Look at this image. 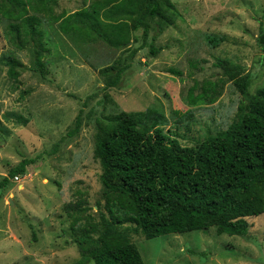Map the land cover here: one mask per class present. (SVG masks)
<instances>
[{"label":"rangeland","instance_id":"1","mask_svg":"<svg viewBox=\"0 0 264 264\" xmlns=\"http://www.w3.org/2000/svg\"><path fill=\"white\" fill-rule=\"evenodd\" d=\"M0 1L16 12L22 8L9 0ZM93 1L33 0L39 9L30 8L28 15L39 19L36 24L50 49L42 51L48 61L45 76L34 70L41 45L22 33L26 42L21 48L16 35L9 32L11 20L2 15L0 264H74L80 258L73 217L65 205L76 202L82 193L89 207L86 213L99 219L96 203L103 193L102 166L94 154L98 117L156 107L168 119L165 130L178 133L182 145L196 146L228 127L242 98L227 81L214 103H188V90L195 80L219 79L223 70L216 64L218 58H229L253 73L252 94L264 85V48L259 43L264 0H172L178 18L154 40L159 52L153 56L145 46L133 58H129L130 51L113 48L101 39L76 45L64 36L54 17ZM152 34L153 30L147 44ZM209 34L223 35L225 40L212 48ZM39 36L34 34L36 40ZM145 42L132 36L134 47ZM12 56L24 64L18 68L20 76L9 73ZM120 58L131 66L118 86L105 88L100 70ZM78 115L82 126L69 136ZM25 158L34 160L26 174L2 187L9 171ZM247 220L246 238L218 234L211 227L147 239L133 225L123 228L146 264H264V213Z\"/></svg>","mask_w":264,"mask_h":264},{"label":"trees","instance_id":"2","mask_svg":"<svg viewBox=\"0 0 264 264\" xmlns=\"http://www.w3.org/2000/svg\"><path fill=\"white\" fill-rule=\"evenodd\" d=\"M9 1L22 8L16 12L0 1V23L2 15L11 20L9 32L16 35L21 48L26 42L22 33L30 36L31 43L41 45L34 70L45 76L48 61L42 51L50 49L38 28L39 19L28 15L30 8L37 11L39 6L32 4L33 0ZM177 18L178 9L172 0H94L78 11L54 17L64 36L76 45L101 39L113 48L130 51L129 58L145 46L155 56L159 48L154 40ZM152 30V41L147 44ZM36 33L40 35L37 40ZM133 35L136 41L146 42L134 47ZM224 40L223 35H207L212 48ZM259 43L264 48V25ZM8 60L10 75L20 76L18 68L24 64L14 56ZM124 61L120 58L100 70L105 88L120 84L131 66ZM216 64L223 70L219 79L195 80L188 90V103H214L227 81L242 98L228 127L196 146L182 145L178 133L165 130L168 119L156 107L122 110L96 119L94 154L102 166L103 193L96 203L98 220L86 213L89 207L82 193L76 202L65 205L73 217L74 241L80 250L74 264H146L123 228L125 224L133 225L147 239L211 227L218 234L248 237L247 217L264 213V85L252 94L254 76L246 66L229 58H218ZM173 72L181 74L175 69ZM81 126L78 115L68 135L78 133ZM32 162L23 159L1 186H10L11 178L26 174Z\"/></svg>","mask_w":264,"mask_h":264}]
</instances>
